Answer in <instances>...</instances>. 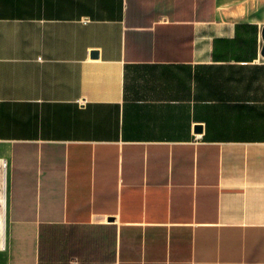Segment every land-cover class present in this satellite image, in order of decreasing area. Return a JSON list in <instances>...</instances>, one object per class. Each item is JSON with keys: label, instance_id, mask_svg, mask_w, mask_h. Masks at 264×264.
Returning a JSON list of instances; mask_svg holds the SVG:
<instances>
[{"label": "crops", "instance_id": "crops-1", "mask_svg": "<svg viewBox=\"0 0 264 264\" xmlns=\"http://www.w3.org/2000/svg\"><path fill=\"white\" fill-rule=\"evenodd\" d=\"M263 50L264 0H0V264H264Z\"/></svg>", "mask_w": 264, "mask_h": 264}, {"label": "built area", "instance_id": "built-area-1", "mask_svg": "<svg viewBox=\"0 0 264 264\" xmlns=\"http://www.w3.org/2000/svg\"><path fill=\"white\" fill-rule=\"evenodd\" d=\"M3 167H6V162H3ZM2 222L1 218H0V223ZM74 264H76V262H74Z\"/></svg>", "mask_w": 264, "mask_h": 264}, {"label": "water", "instance_id": "water-1", "mask_svg": "<svg viewBox=\"0 0 264 264\" xmlns=\"http://www.w3.org/2000/svg\"><path fill=\"white\" fill-rule=\"evenodd\" d=\"M95 55H98V53L96 52V54ZM263 55H264V50H263Z\"/></svg>", "mask_w": 264, "mask_h": 264}]
</instances>
